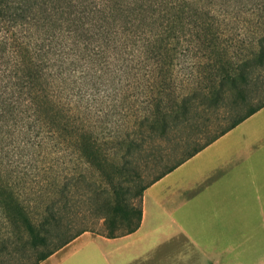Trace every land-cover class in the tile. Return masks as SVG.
I'll return each instance as SVG.
<instances>
[{
	"label": "trees",
	"instance_id": "16d2710c",
	"mask_svg": "<svg viewBox=\"0 0 264 264\" xmlns=\"http://www.w3.org/2000/svg\"><path fill=\"white\" fill-rule=\"evenodd\" d=\"M62 5L0 0V264L133 231L145 187L264 105V0Z\"/></svg>",
	"mask_w": 264,
	"mask_h": 264
},
{
	"label": "crops",
	"instance_id": "0c3cea01",
	"mask_svg": "<svg viewBox=\"0 0 264 264\" xmlns=\"http://www.w3.org/2000/svg\"><path fill=\"white\" fill-rule=\"evenodd\" d=\"M38 264H264V105L145 187L133 231Z\"/></svg>",
	"mask_w": 264,
	"mask_h": 264
},
{
	"label": "rangeland",
	"instance_id": "374dc122",
	"mask_svg": "<svg viewBox=\"0 0 264 264\" xmlns=\"http://www.w3.org/2000/svg\"><path fill=\"white\" fill-rule=\"evenodd\" d=\"M25 1H27L29 4H31L33 8L42 7L44 5V3L46 2L47 4H51V5H57V4H63L62 6H64V5H70L69 8L66 7L67 8V11H76L79 8L81 9L83 7H85L86 8L85 11H87L88 9L93 8L94 5H95V3H99V2L104 1V0H25ZM250 31H251V29H250ZM198 69L200 71V78H201V76H203V75L206 74V70H205V67L204 68L200 67ZM174 70L177 71V67H175ZM181 72H178V73H180V77H181ZM262 74L263 73H261V75ZM180 77H178L177 80ZM256 80H254V81L251 82V87H253V85H254L255 82L257 84H260V80L261 79L258 78V81H256ZM206 84H207V79H203V77H202L201 78V82H200V87H203ZM249 94L252 95V96H250L251 97V101H250L251 104H255L258 101H261V100L264 99V91H262V90H260V91H254L253 90V91L249 92ZM153 97H160V98L163 97L164 99H168L170 97H172V98L173 97L179 98V96H153ZM232 99H234L233 94H228V95H226L224 97V104H225L224 105L225 106L224 108L225 109H226V106H229L231 104V100ZM224 108L221 107L220 109L213 110L212 115H215L216 112L217 113H221ZM244 109H245V106H242L239 109H235L233 112L240 113V112H243ZM223 123H224V121H221L220 124H223ZM218 126H220V125H218ZM181 130L185 131L186 129L185 128H182ZM149 144H151L150 145V148H151L150 149V153L151 154H154V157H156L155 159H158V167H159L164 162V160H160L159 159L160 158L159 154H161L163 152V151L161 152L160 150H161V148L163 147V145L165 143H149ZM140 158H141L140 160L142 161L143 160V157H140ZM87 168L89 170L90 175L92 174V172H93L94 175H98V176L105 174L104 175L105 176V179H107V177H109L110 174L112 173V170H111V168H110L109 165H105V167H102L101 169H95L93 165H87ZM99 173H100V175H99ZM151 174H152V172L149 173V174L144 175V177L142 178V181H140V182L142 183V182H145L148 179H150V177L152 176ZM93 228H97V227H93Z\"/></svg>",
	"mask_w": 264,
	"mask_h": 264
}]
</instances>
